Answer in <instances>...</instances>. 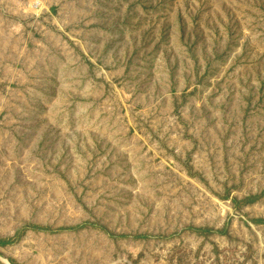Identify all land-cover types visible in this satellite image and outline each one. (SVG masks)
<instances>
[{
    "label": "rangeland",
    "instance_id": "obj_1",
    "mask_svg": "<svg viewBox=\"0 0 264 264\" xmlns=\"http://www.w3.org/2000/svg\"><path fill=\"white\" fill-rule=\"evenodd\" d=\"M0 239L264 264V0H0Z\"/></svg>",
    "mask_w": 264,
    "mask_h": 264
},
{
    "label": "trees",
    "instance_id": "obj_2",
    "mask_svg": "<svg viewBox=\"0 0 264 264\" xmlns=\"http://www.w3.org/2000/svg\"><path fill=\"white\" fill-rule=\"evenodd\" d=\"M200 231H209V232H210V231H212V230H204V229H203V230H200ZM6 242H8V241L0 239V244L6 243Z\"/></svg>",
    "mask_w": 264,
    "mask_h": 264
}]
</instances>
